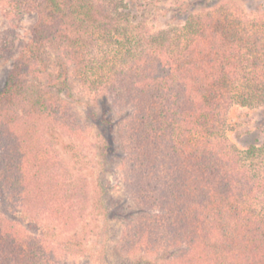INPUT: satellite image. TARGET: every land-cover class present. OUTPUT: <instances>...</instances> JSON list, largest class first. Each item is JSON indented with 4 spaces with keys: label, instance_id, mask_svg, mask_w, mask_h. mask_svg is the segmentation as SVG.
Segmentation results:
<instances>
[{
    "label": "trees",
    "instance_id": "16d2710c",
    "mask_svg": "<svg viewBox=\"0 0 264 264\" xmlns=\"http://www.w3.org/2000/svg\"><path fill=\"white\" fill-rule=\"evenodd\" d=\"M9 1L37 19L0 88V264H54L60 252L110 264L103 246L60 228L77 192L41 129L77 127L62 97L70 74L102 88L87 114L107 150L119 148L137 206L114 211L129 220L122 252L160 254L155 264H264V212L253 202L264 178L250 180L222 134L231 103L264 105V23L192 10L181 28L154 30L140 0ZM258 151L264 163V145L247 152ZM94 195L110 212L102 190ZM47 211L51 225L40 217ZM140 261L129 263L150 264Z\"/></svg>",
    "mask_w": 264,
    "mask_h": 264
},
{
    "label": "rangeland",
    "instance_id": "374dc122",
    "mask_svg": "<svg viewBox=\"0 0 264 264\" xmlns=\"http://www.w3.org/2000/svg\"><path fill=\"white\" fill-rule=\"evenodd\" d=\"M140 3L143 6L147 4V17L145 15L143 18L154 30L169 25L176 29L181 28L185 11L192 10L215 12L221 9L233 14L243 25L249 27L253 23L258 26L264 23V0H140ZM36 19L37 12L33 9L24 8L21 12H14L9 0L0 2V88L22 45L30 40L31 27ZM68 81L71 88L69 96L62 97L73 116L72 123L77 127L73 130L57 126L51 136L44 133L45 128L41 129L42 138L50 145L51 162L60 174L62 182L71 193L75 190V193L77 192L66 207L69 210L66 214L69 221L66 224L61 223L63 229L60 228L64 233L78 231L86 234V244L90 249L103 246L110 264H133L129 263L132 259L141 260L140 262L149 260L150 264H155L160 254L145 250L127 253L119 249L123 230L129 220L124 218V215H114V211L122 203L137 206L126 188L119 148L117 153L107 150L100 127L87 114V106L97 105L103 90L95 89L89 81L79 82L72 74L69 75ZM94 110L98 111V106H95ZM224 121V150L228 152L229 144L234 147L239 156L237 163L251 171L250 180L264 178L262 154L258 151L252 156L247 152L250 146L260 148L264 145V105L248 106L233 102L226 110ZM116 135L120 141L118 128ZM96 188L102 190L104 205H109L110 212H105L101 206L99 209L95 207ZM253 202L258 211L264 212V192L260 191ZM17 209L24 210L19 205ZM52 216L47 211L40 217L43 222L51 225L54 217ZM54 264L99 263L88 256L60 252Z\"/></svg>",
    "mask_w": 264,
    "mask_h": 264
}]
</instances>
